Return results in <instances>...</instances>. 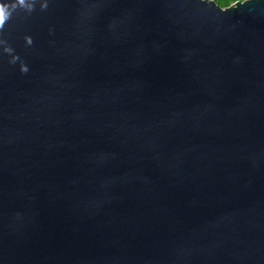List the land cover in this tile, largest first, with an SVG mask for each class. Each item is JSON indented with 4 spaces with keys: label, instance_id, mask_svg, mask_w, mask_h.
I'll use <instances>...</instances> for the list:
<instances>
[{
    "label": "water",
    "instance_id": "95a60500",
    "mask_svg": "<svg viewBox=\"0 0 264 264\" xmlns=\"http://www.w3.org/2000/svg\"><path fill=\"white\" fill-rule=\"evenodd\" d=\"M0 10V264H264V0Z\"/></svg>",
    "mask_w": 264,
    "mask_h": 264
},
{
    "label": "trees",
    "instance_id": "16d2710c",
    "mask_svg": "<svg viewBox=\"0 0 264 264\" xmlns=\"http://www.w3.org/2000/svg\"><path fill=\"white\" fill-rule=\"evenodd\" d=\"M219 7L224 8L229 6L235 1H243V0H213Z\"/></svg>",
    "mask_w": 264,
    "mask_h": 264
},
{
    "label": "snow or ice",
    "instance_id": "6c2138e0",
    "mask_svg": "<svg viewBox=\"0 0 264 264\" xmlns=\"http://www.w3.org/2000/svg\"><path fill=\"white\" fill-rule=\"evenodd\" d=\"M0 15H2V10H0Z\"/></svg>",
    "mask_w": 264,
    "mask_h": 264
}]
</instances>
